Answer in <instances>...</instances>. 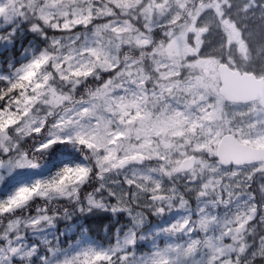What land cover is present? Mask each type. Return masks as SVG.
Returning <instances> with one entry per match:
<instances>
[{
  "label": "rangeland",
  "instance_id": "rangeland-1",
  "mask_svg": "<svg viewBox=\"0 0 264 264\" xmlns=\"http://www.w3.org/2000/svg\"><path fill=\"white\" fill-rule=\"evenodd\" d=\"M154 42L151 76L133 55ZM0 44V81L23 84L0 114V202L6 203L0 216L35 196L77 198L72 189L86 182L87 160L76 162L85 168L77 174L82 179L74 175L61 189L48 188L63 166L37 165L19 141L43 130L71 90L101 71L115 72L31 144L36 150H46V141L88 146L100 170L98 186L116 196L105 192L104 200L133 210L115 212L126 221L107 244L90 238L74 209L51 216L53 225L32 223L49 216L43 213L16 216L9 234L27 233L21 243L42 254L51 243L58 257L83 258L123 248L134 236L136 256L148 264H214V257L229 260L264 236L259 219L247 223L260 214L253 209L264 208V162L224 167L216 156L226 133L264 147V108L227 102L217 70L225 62L264 77V0H0ZM121 52L130 58L122 67ZM137 155L144 164L114 169ZM191 156L196 164L183 170ZM21 188L29 191L7 203ZM33 262L41 264L40 257Z\"/></svg>",
  "mask_w": 264,
  "mask_h": 264
},
{
  "label": "trees",
  "instance_id": "trees-1",
  "mask_svg": "<svg viewBox=\"0 0 264 264\" xmlns=\"http://www.w3.org/2000/svg\"><path fill=\"white\" fill-rule=\"evenodd\" d=\"M157 42V41H155ZM155 42L147 46L142 52L139 53L140 50H134L133 57L140 58L141 63H143L145 70L151 76L157 72L155 67V62L152 59H156L155 55L152 54V49L155 47ZM0 44V58L3 56V50L1 49ZM125 52H121V65L122 67L130 58L124 57ZM5 57V55H4ZM115 72V71H114ZM113 71H101L98 74H94L92 76H88L79 86L75 87L71 90L70 95L68 96L66 102L61 105L59 108L55 110V112L49 116L47 122L44 125V129L38 132L37 134H33L31 137L19 141L20 148L28 151L30 157L36 162L37 165L51 163L53 162V169L58 165L63 166L62 169L69 165L67 162H73V165H76V162L79 160H87L91 169L88 175L86 182L81 185L79 190V201L83 202L87 194L92 193L96 194L98 197L105 196V193L97 192V188L99 187L100 180L98 175L100 170L93 159L92 152L88 146L78 144V143H68V147H57L56 145L52 146L53 150H39L35 149V145H32V139L34 137L42 138L44 137L50 129V126L56 119V117L63 112L64 110L74 107L81 101H85L90 98L93 92L103 85L108 77L114 73ZM13 83L21 81L14 80ZM8 89L6 92L5 90ZM22 88H11L10 84L6 85L0 81V104L7 105V100L11 95L19 93ZM6 97V98H5ZM9 111L16 112V108L9 109ZM1 114V111H0ZM11 114V113H10ZM6 114L2 115L5 116ZM17 116V114H16ZM63 142V141H62ZM65 142V141H64ZM3 154L0 152V157ZM59 160V162H56ZM65 197V196H57V197H43V196H35L31 201L27 204V206L16 213L5 214L0 216V236L7 237L10 231V225L12 224L13 218L16 216H21L20 218H30L34 214H45L49 216H57L59 214H65L69 211L75 210L78 206V200L74 201L77 198ZM46 210V211H45ZM82 218V226L90 238L102 242L109 243L118 235V231L125 225L126 219H124V213H114L111 211H103L96 210L94 212H89L84 215H81ZM120 227V229H119Z\"/></svg>",
  "mask_w": 264,
  "mask_h": 264
},
{
  "label": "snow or ice",
  "instance_id": "snow-or-ice-1",
  "mask_svg": "<svg viewBox=\"0 0 264 264\" xmlns=\"http://www.w3.org/2000/svg\"><path fill=\"white\" fill-rule=\"evenodd\" d=\"M25 23H27V21ZM5 27L7 28L8 25H6ZM32 30L39 31L40 29L37 25H32ZM14 35L15 27L13 26V30L8 33L9 39ZM26 78V76L21 77V79ZM9 84L13 89L23 87V84L19 82H9ZM5 91L7 92L8 89H6ZM5 107L6 105L0 104V111H3ZM45 145L49 150H53V145H56L57 147H68L67 142H55L50 144L46 141ZM79 173H85V168L83 166L73 164L66 165L57 173L58 179L50 182L47 187L56 188L57 190H59L64 185V182L70 181L74 175H76L77 179H82L81 176L77 175ZM8 179L10 180L11 177H8ZM4 184L5 187H7V180L4 182ZM27 191H29L28 188H21L16 197L9 198L7 203H16L19 197L23 196V194ZM96 191L99 193L106 192L107 195L113 200L116 199L114 192L107 187L101 186L97 188ZM72 193L76 195L78 200L79 190L77 188H73ZM68 195H71V193ZM4 207H6V203L0 202V208ZM96 210L112 211L114 213L118 211H133L132 209H117L114 206H109L104 200L103 196H100L98 198L92 193L87 194L84 201L79 202L77 208L75 209V211L79 212L81 215L89 212H94ZM147 211L151 212L152 209L147 208ZM253 211H259L260 214L258 217L249 216L247 219V223H252L254 220L259 219V222L261 224H264V208L253 209ZM70 215L71 213H68L65 218H69ZM55 219V217L48 216L42 219H34L32 223H49L50 225H53L55 223ZM131 219L132 217L130 216V220ZM237 231H239V229ZM26 239L27 233L22 236H17L15 234H9L7 237L0 236V264H34L33 257H40L41 264H148V262L145 261L144 257L138 258L136 256L135 245L137 241L134 236L132 239L126 240V246L123 248H111L108 252H92L91 254H85L83 258L77 256H65L63 258L58 257L56 246L51 243L46 244V247L49 250L48 253L42 254L40 252L39 246H29L27 243H21V241H25ZM231 239H235V237H231ZM254 243L256 245L255 247H253V244L251 243L247 244L246 246H241L239 249V253L236 255H231V258L229 260H224L223 256H221L219 260H216V258L214 257V264H257V262H259V264H264V236H261L259 240L254 241ZM228 247L231 248V245L229 244ZM241 257H244V259L241 260Z\"/></svg>",
  "mask_w": 264,
  "mask_h": 264
},
{
  "label": "water",
  "instance_id": "water-1",
  "mask_svg": "<svg viewBox=\"0 0 264 264\" xmlns=\"http://www.w3.org/2000/svg\"><path fill=\"white\" fill-rule=\"evenodd\" d=\"M220 75V94L231 103H249L258 101L264 108V77L254 72L232 68L228 63L218 66ZM209 75V70L205 71ZM217 157L222 166H242L264 162V147L241 141L232 133H226L219 141ZM195 156L182 162L183 170H190L196 164ZM145 157L137 155L118 162L114 169L124 170L131 164H144Z\"/></svg>",
  "mask_w": 264,
  "mask_h": 264
},
{
  "label": "flooded vegetation",
  "instance_id": "flooded-vegetation-1",
  "mask_svg": "<svg viewBox=\"0 0 264 264\" xmlns=\"http://www.w3.org/2000/svg\"><path fill=\"white\" fill-rule=\"evenodd\" d=\"M196 40H198V38Z\"/></svg>",
  "mask_w": 264,
  "mask_h": 264
}]
</instances>
